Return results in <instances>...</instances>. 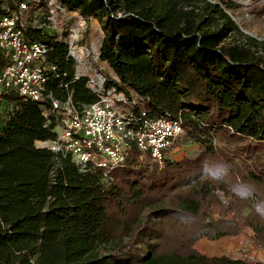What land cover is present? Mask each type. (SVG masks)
<instances>
[{
    "label": "trees",
    "instance_id": "1",
    "mask_svg": "<svg viewBox=\"0 0 264 264\" xmlns=\"http://www.w3.org/2000/svg\"><path fill=\"white\" fill-rule=\"evenodd\" d=\"M59 1L77 13L69 25L99 20L100 60L136 100L134 110L179 120L197 141L247 140L239 154L258 156L235 162L208 145L196 158L159 165L141 162L132 145L105 176L38 146L57 135L49 102L8 92L11 110L0 117V264H264L195 247L245 226L264 247V41L238 27L230 1ZM27 34L50 47L57 66L50 92L62 100L70 94L79 108L96 101L86 76H76L67 30ZM217 188L234 198V209L250 212L224 217ZM212 208L221 217L207 219Z\"/></svg>",
    "mask_w": 264,
    "mask_h": 264
},
{
    "label": "built area",
    "instance_id": "2",
    "mask_svg": "<svg viewBox=\"0 0 264 264\" xmlns=\"http://www.w3.org/2000/svg\"><path fill=\"white\" fill-rule=\"evenodd\" d=\"M68 15L76 17L77 13L59 0H0V114L5 119L11 110L5 97L8 92L49 102L46 115L55 121L57 135L37 145L70 155L83 169L100 167L105 176L126 162L132 145L162 165L184 132L183 125L165 114L134 110L136 100L129 99L101 69L87 72L88 60L100 59L99 45L80 43V30L87 28L88 20L79 17L78 25L77 20L75 26L69 25ZM30 27L67 30L65 39L76 60V76H86L96 101L79 108L70 94L62 100L49 91L50 74L57 66L48 60L49 45L27 34Z\"/></svg>",
    "mask_w": 264,
    "mask_h": 264
},
{
    "label": "rangeland",
    "instance_id": "3",
    "mask_svg": "<svg viewBox=\"0 0 264 264\" xmlns=\"http://www.w3.org/2000/svg\"><path fill=\"white\" fill-rule=\"evenodd\" d=\"M210 1H221L222 3L224 1H230L232 4H234V7L226 10L236 22L238 27L258 40L264 41V0ZM69 16L70 15L66 16V18L68 17L66 19L68 22L69 18L71 19ZM76 23L78 25V20ZM80 32L82 34V38L79 40L80 43L100 45L102 30L99 20L92 19L88 21L87 28H85V30H80ZM99 69H101L109 78H116L115 74L112 72L106 62H102L98 57L90 58L86 66V71L89 73H94ZM2 109L5 110V104H3ZM222 137L223 136L209 137L208 135H202L200 138L201 141H197L188 135L187 130L184 129V132L181 134L174 147L169 150L167 158L177 162L185 158H196L208 145L217 147L221 153L224 152V155L226 153L229 156L235 157V162H240L241 159L247 158V163L251 164L253 159L257 158L258 155L252 157L248 156L247 154H239V146L241 143H247V140H236L233 143H227L225 138L224 140L221 139ZM37 144L39 143L37 142ZM140 160L141 162L150 161L155 163L152 158H149V155L143 154L141 152ZM258 163L260 164L261 162L258 161ZM216 194L223 204L224 217H244L250 212V209H234V198L232 196H228L223 190L217 188ZM219 217H221L220 212L214 208H212L207 215V219ZM254 235L255 233L253 229L249 226H245L241 233L236 236H225L217 240H211L207 237H202L196 242L195 247L208 256L226 254L233 258L264 262V247L256 244Z\"/></svg>",
    "mask_w": 264,
    "mask_h": 264
},
{
    "label": "crops",
    "instance_id": "4",
    "mask_svg": "<svg viewBox=\"0 0 264 264\" xmlns=\"http://www.w3.org/2000/svg\"><path fill=\"white\" fill-rule=\"evenodd\" d=\"M0 117H2V116L0 115Z\"/></svg>",
    "mask_w": 264,
    "mask_h": 264
}]
</instances>
